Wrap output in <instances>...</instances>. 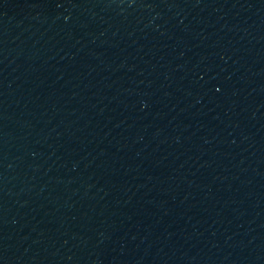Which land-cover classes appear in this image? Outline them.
<instances>
[{"label": "water", "instance_id": "1", "mask_svg": "<svg viewBox=\"0 0 264 264\" xmlns=\"http://www.w3.org/2000/svg\"><path fill=\"white\" fill-rule=\"evenodd\" d=\"M0 264H264V0H0Z\"/></svg>", "mask_w": 264, "mask_h": 264}]
</instances>
